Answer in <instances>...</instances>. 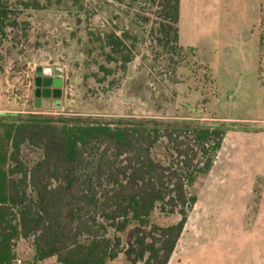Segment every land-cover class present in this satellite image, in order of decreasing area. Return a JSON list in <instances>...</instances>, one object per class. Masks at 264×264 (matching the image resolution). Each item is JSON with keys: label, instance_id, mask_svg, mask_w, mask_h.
<instances>
[{"label": "rangeland", "instance_id": "374dc122", "mask_svg": "<svg viewBox=\"0 0 264 264\" xmlns=\"http://www.w3.org/2000/svg\"><path fill=\"white\" fill-rule=\"evenodd\" d=\"M23 1H9L19 26L0 49V116L39 113L37 72L59 68L62 105L40 114L225 125L230 133L211 174L190 189L198 202L169 264H264V133H256L264 132V0H181L174 52L159 41V0H38L39 11ZM92 29L129 33L137 46L126 71L102 83L86 54ZM163 153L156 150L158 159ZM24 155L30 164L42 156L32 148ZM151 221L166 227L180 217L157 209ZM121 238L127 246V234ZM16 251L20 264H33L31 242ZM109 264L131 263L121 254Z\"/></svg>", "mask_w": 264, "mask_h": 264}, {"label": "trees", "instance_id": "16d2710c", "mask_svg": "<svg viewBox=\"0 0 264 264\" xmlns=\"http://www.w3.org/2000/svg\"><path fill=\"white\" fill-rule=\"evenodd\" d=\"M9 1L0 0V49L19 26ZM21 4L43 9L38 0ZM159 6V41L174 52L181 0H159ZM132 40L115 29L89 31L86 54L103 75L100 83L135 59ZM4 70L0 60V76ZM226 136L225 125L191 121L0 116V264L18 263L20 241L31 242L33 264L53 258L59 264H109L121 254L131 264H169L198 202L190 189L211 174ZM25 148L41 152V159L27 162ZM157 209L180 221L152 223Z\"/></svg>", "mask_w": 264, "mask_h": 264}, {"label": "water", "instance_id": "95a60500", "mask_svg": "<svg viewBox=\"0 0 264 264\" xmlns=\"http://www.w3.org/2000/svg\"><path fill=\"white\" fill-rule=\"evenodd\" d=\"M41 70L37 72V78L35 79V97L36 107L40 106V100L44 98H55L59 99L62 96L63 78L64 72L62 69H47L45 70L46 78L40 76ZM43 88L45 90H43ZM58 107V106H57Z\"/></svg>", "mask_w": 264, "mask_h": 264}, {"label": "flooded vegetation", "instance_id": "af4514ba", "mask_svg": "<svg viewBox=\"0 0 264 264\" xmlns=\"http://www.w3.org/2000/svg\"><path fill=\"white\" fill-rule=\"evenodd\" d=\"M37 76L35 77V79L37 78ZM40 76L42 78H44V79L46 78L45 70H43V71L41 70ZM63 81H64V83H63V88H62V96L59 99H55L53 97H51V98H44V97H42L41 100H40V102L45 101L50 106H55V107L58 106V107H60L62 105L61 102H62V100L64 98V91H65V85H66L65 78H63ZM34 86H35V84H34ZM43 90H45V89L43 88ZM35 91H36V88H35Z\"/></svg>", "mask_w": 264, "mask_h": 264}, {"label": "crops", "instance_id": "0c3cea01", "mask_svg": "<svg viewBox=\"0 0 264 264\" xmlns=\"http://www.w3.org/2000/svg\"><path fill=\"white\" fill-rule=\"evenodd\" d=\"M50 105H48L47 104V102H45V101H42V102H40V106L39 107H36V112H39V113H41V111L42 110H47V109H50ZM1 113L3 114H5V113H21V114H29V113H32V112H28V113H25V112H10V111H1ZM34 113V112H33ZM44 114V113H43ZM232 130H234V131H238V132H241V130H238V129H232ZM229 133H230V131L228 132L227 131V136H226V139H225V141H224V144H225V142L227 141V138H228V135H229ZM257 134H259V135H261V134H263L264 132L263 131H261V132H256ZM224 144H223V147H224ZM223 147H222V149H223ZM221 152V151H220ZM219 155H220V153H219ZM218 158H219V156H218ZM53 260V259H52Z\"/></svg>", "mask_w": 264, "mask_h": 264}, {"label": "built area", "instance_id": "2783aa9c", "mask_svg": "<svg viewBox=\"0 0 264 264\" xmlns=\"http://www.w3.org/2000/svg\"><path fill=\"white\" fill-rule=\"evenodd\" d=\"M18 263L20 264V262L18 261Z\"/></svg>", "mask_w": 264, "mask_h": 264}]
</instances>
